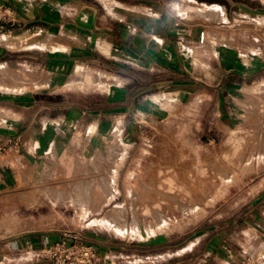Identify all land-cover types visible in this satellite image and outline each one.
I'll list each match as a JSON object with an SVG mask.
<instances>
[{
  "label": "rangeland",
  "instance_id": "1",
  "mask_svg": "<svg viewBox=\"0 0 264 264\" xmlns=\"http://www.w3.org/2000/svg\"><path fill=\"white\" fill-rule=\"evenodd\" d=\"M150 1L156 14L171 15L177 28L202 27L210 34L214 19L259 0ZM215 2L225 8L214 11ZM34 61L28 56L10 65L1 60L0 90L47 92L42 97L48 107L39 117L44 111L49 117L64 113L50 85L36 86V81L51 82V75ZM130 79L118 78L106 91H83L87 130H80V116L48 118L23 137L33 143L42 139L45 149L37 153L42 158H32L27 179L0 191V264H58L48 253L58 242L138 244L168 234L192 239L190 245L198 234L248 220L264 177V127L219 133L210 113L182 109L159 96L149 103V112L136 113L128 95L124 100L116 95L129 92ZM163 222L169 227L161 228Z\"/></svg>",
  "mask_w": 264,
  "mask_h": 264
},
{
  "label": "crops",
  "instance_id": "2",
  "mask_svg": "<svg viewBox=\"0 0 264 264\" xmlns=\"http://www.w3.org/2000/svg\"><path fill=\"white\" fill-rule=\"evenodd\" d=\"M257 3L244 2L214 19L209 41L199 43L202 27L177 28L171 15L156 14L150 0H0V6L13 10L17 19L0 34L15 43L0 44V61L10 65L23 56L34 58L36 66L51 75V82L36 81V86L50 85L54 102L65 109L52 117L44 111L39 117L48 107L42 96L49 93L0 90V191L27 179L32 158H42L37 154L45 149L42 139L23 141L40 119L80 116L79 128L87 130L83 91L109 90L126 75L131 76L132 88L116 95L120 100L128 95L136 113L149 112V103H157L159 96L182 109L210 113L219 133L264 127V0ZM213 4L214 11L222 10L219 2ZM90 72L99 77L95 84L90 74L82 80ZM94 130L95 125L89 128ZM255 193L248 220L216 228L210 235L198 234L190 245L192 239L168 234L138 244L87 243L97 248V264H240L241 253L260 242L264 228V177Z\"/></svg>",
  "mask_w": 264,
  "mask_h": 264
},
{
  "label": "built area",
  "instance_id": "3",
  "mask_svg": "<svg viewBox=\"0 0 264 264\" xmlns=\"http://www.w3.org/2000/svg\"><path fill=\"white\" fill-rule=\"evenodd\" d=\"M17 19L13 15V10L0 6V34L5 32L6 24H15ZM207 34L201 31L199 34V43H204ZM260 242L248 251L241 253L240 264H264V228L261 231ZM48 253L56 258L58 264H97V249L92 244L67 246L65 243L58 242ZM233 256L234 252L229 250ZM234 264V263H233Z\"/></svg>",
  "mask_w": 264,
  "mask_h": 264
},
{
  "label": "bare ground",
  "instance_id": "4",
  "mask_svg": "<svg viewBox=\"0 0 264 264\" xmlns=\"http://www.w3.org/2000/svg\"><path fill=\"white\" fill-rule=\"evenodd\" d=\"M0 43H1V44H8V45H13V44H15V43H13V42L11 43L10 40H8V39H3V38L0 39ZM89 74H90L91 77H92V82H94V84H95L94 79H95V76H96V75H94L92 72L87 73V74L84 73V74H83V77H82V80L86 81V79H87V75H89ZM96 77H97V76H96ZM78 78H79V77H78ZM98 78H99V77H97V80H98ZM97 80H96V81H97ZM41 82H42V81H41ZM41 82H39L38 85H39ZM42 83H48V81H45V82H42ZM160 226H162L161 228H168V227H169V224H168L167 222H163V224H161ZM157 228H158V227H157ZM158 229H159V228H158Z\"/></svg>",
  "mask_w": 264,
  "mask_h": 264
}]
</instances>
